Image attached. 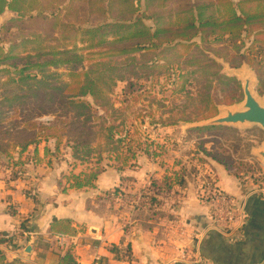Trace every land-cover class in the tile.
Masks as SVG:
<instances>
[{
	"label": "trees",
	"instance_id": "obj_1",
	"mask_svg": "<svg viewBox=\"0 0 264 264\" xmlns=\"http://www.w3.org/2000/svg\"><path fill=\"white\" fill-rule=\"evenodd\" d=\"M6 11L11 15L0 26V118L7 111L15 114L9 127L0 126V164L3 158L21 168L65 161V183L58 181L62 192L96 188L105 171L103 160L121 171L141 155L157 160L166 152L164 144L138 132L123 104L151 97L149 124L158 129L209 119L219 105L240 101L241 82L224 74L207 51L232 67L246 63L254 68L258 91L264 94V0H0V14ZM77 38L90 42L85 48L98 49L85 66L76 43L61 52L43 46L49 40ZM61 64L68 65L70 81L52 70ZM119 81L126 82L121 109L112 99ZM217 88L221 99L214 95ZM180 92L190 95V102L169 106L171 95ZM44 114L53 115L52 121H31L33 115ZM229 129L222 125L190 131ZM213 158L227 167L226 158ZM159 163L162 175L150 176L141 195L147 201L133 205L134 211L151 209L161 204L160 196L187 187L185 167ZM17 173L11 178L17 179ZM51 232L75 235L77 229L64 218L52 223ZM9 241L0 233V244ZM110 249L122 260L131 259L129 246L112 244ZM56 251L58 264H79L72 246ZM6 260L0 249V264H31ZM95 264L109 263L100 258Z\"/></svg>",
	"mask_w": 264,
	"mask_h": 264
},
{
	"label": "crops",
	"instance_id": "obj_2",
	"mask_svg": "<svg viewBox=\"0 0 264 264\" xmlns=\"http://www.w3.org/2000/svg\"><path fill=\"white\" fill-rule=\"evenodd\" d=\"M10 15L8 11L0 14L3 18ZM31 166L33 178L0 176V233L10 238L0 249L8 263L58 264L56 249L64 251L72 246L79 264H95L100 258L109 264H264V196L254 186L234 181L223 168L218 171L216 185L244 204L248 213L240 232L224 234L208 229L210 207L198 193L189 190V182L187 194L172 211L184 225L178 223L165 237L158 236L156 227L143 228L135 221L130 230L125 229L88 206V199L97 194L95 190H104L103 174L96 189L62 192L58 185L61 169L46 162ZM64 218L71 219L76 227L78 243L61 249L51 225ZM112 244L129 246L131 259H120L110 249ZM199 258L201 262H197Z\"/></svg>",
	"mask_w": 264,
	"mask_h": 264
},
{
	"label": "rangeland",
	"instance_id": "obj_3",
	"mask_svg": "<svg viewBox=\"0 0 264 264\" xmlns=\"http://www.w3.org/2000/svg\"><path fill=\"white\" fill-rule=\"evenodd\" d=\"M65 4H67V2H65ZM7 18L0 16V26ZM147 23L150 24L151 22L147 21ZM0 37H2L1 34ZM112 37V35L108 36L109 39ZM75 43L77 48L81 49L80 51H77V53L82 55L83 65L85 66L88 63V58L93 57V52L98 50L94 47L85 48L90 43L89 41H82L81 38H77L74 41L49 40L44 42L43 46H47L48 50L61 52L65 49H71ZM33 46L34 44L28 45L27 49L30 50ZM5 48H8V44H5ZM207 53H209V56L216 58V60L218 59L220 64L221 62L224 64L225 73L239 78L240 80H238L241 82V87L243 86L242 74L251 75L253 77V91L261 101H264V94L258 91L259 81L254 68L249 65L248 67L244 64L242 67H236V69H233L227 61L219 59L217 56L215 57V55L211 54L209 51H207ZM52 70L58 73L60 79L66 81L72 79L69 75L70 69L66 64H61ZM80 70L81 66H79L77 71ZM1 79H5V76L1 77ZM125 86V81L117 82L114 94L112 95L113 102L118 109H121L120 101L123 98L122 94ZM190 87V85L186 86L185 90L190 89ZM217 89L218 90L214 92V95H216V99H221L222 92L220 91V88ZM242 94L243 96L240 101L228 106L240 109L244 100L243 89ZM189 96L190 95L185 94V92L173 93L170 101L167 103H169V106H182L190 102ZM156 97L161 99L163 95L156 94ZM151 102V97H142L139 102H131L130 105L125 103L123 106H128L127 113L130 119L135 121L138 132L149 135L150 139H155L164 144L167 148L166 152L157 160L150 159L146 157V155H141L136 160V163L134 162V164L121 171L110 166L113 164L112 161L103 160L102 164L105 166V171L100 175L103 174L102 181H104V190H99L97 192L95 190L94 193L97 194L88 199V206L92 207L97 212L104 214L105 219L120 223L125 229L130 230L132 228L131 225H133V222L135 221L143 228L156 227L158 230V236H164L165 234V237H168V235L171 234L170 230L172 227H175L178 223L181 226L184 225V223H181L173 212L176 210V206L180 203L182 196L187 194V189L174 188V190L179 192L174 193V191H170L164 196H160L158 200L161 201V204L159 203L151 209L147 207L143 210L134 211L133 206L137 205L140 201H147L146 196L141 195L147 192L146 187L149 185L150 176L152 174L160 176L164 171V167L160 166L159 161H165L166 165L175 169L185 167V173L189 179L188 183H191L189 190L198 193L204 201L206 199L204 196L206 194L205 188L211 185H216L218 171L222 168L233 177L232 179H234V181H238L242 186H254L253 189H255V191L262 188V184H264V159L258 156L256 152L264 148V130L258 125H230L227 126L231 128L229 130L198 132L190 131V124L179 122L178 125L156 129L149 124L150 116L147 111L149 110V106H151ZM222 105L226 104L219 105L217 113L210 118L223 113V110L221 109ZM152 106H155V103ZM7 112L8 113L5 114V117L0 118V126L3 125L9 127V123L13 119L12 116H14L15 113H10V111ZM97 113L102 114L103 112L102 110H98ZM21 118L22 117L19 119ZM52 119L53 115L51 114H44L42 116L33 115L31 117V121L36 123L49 122L52 121ZM65 141L66 140L63 142V146ZM11 142H13V140H11ZM50 146L52 148L54 147L53 142H51ZM217 154L219 158H226L228 160L227 167L213 158L214 155ZM65 158L72 161L69 155H66ZM1 161H3L4 165L0 164V176L4 173L11 177L12 174L18 171L17 175L19 177H24L26 175L28 178L34 177V175L30 174L31 168H29L32 163L21 168L20 166H9L8 160L5 158L1 159ZM53 164L57 169H61L59 181L63 180V174L68 173L69 171L67 163L65 161L57 163L54 159ZM79 170L80 168L77 169V172H79ZM63 183H65V180H63ZM31 191L34 193L33 188Z\"/></svg>",
	"mask_w": 264,
	"mask_h": 264
},
{
	"label": "built area",
	"instance_id": "obj_4",
	"mask_svg": "<svg viewBox=\"0 0 264 264\" xmlns=\"http://www.w3.org/2000/svg\"><path fill=\"white\" fill-rule=\"evenodd\" d=\"M205 189L206 194L204 196L206 199H204L210 207L208 214V229L216 230L224 234L239 233L245 226L248 218L245 205L238 203L232 194L217 185H211ZM256 192L264 196V184H262V188ZM19 230L21 231V229ZM54 238L56 245L61 249L66 248L68 245L78 243L75 235L55 233ZM2 244H0V246ZM126 257H128V255H126ZM197 262H201V258H199Z\"/></svg>",
	"mask_w": 264,
	"mask_h": 264
},
{
	"label": "water",
	"instance_id": "obj_5",
	"mask_svg": "<svg viewBox=\"0 0 264 264\" xmlns=\"http://www.w3.org/2000/svg\"><path fill=\"white\" fill-rule=\"evenodd\" d=\"M221 64L223 66L222 72L225 73L224 64L222 62ZM244 64L248 66V64L243 63V65ZM233 69H236V67H233ZM225 74L228 75L227 73ZM242 80H243L242 89L244 92V100L240 109L233 108L232 106H228V105H222L221 107V109L223 110L222 114L199 122L188 123L190 124L189 128L191 129V128L209 127V126L254 124V125H258L262 130H264V101H261L258 98V96L255 95L252 88L253 77L251 75L242 74ZM256 154L264 159V148L258 150Z\"/></svg>",
	"mask_w": 264,
	"mask_h": 264
}]
</instances>
